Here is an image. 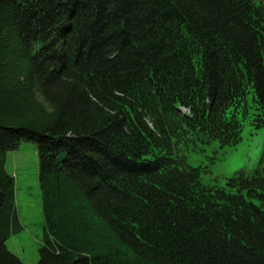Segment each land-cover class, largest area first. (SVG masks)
Returning a JSON list of instances; mask_svg holds the SVG:
<instances>
[{
  "label": "trees",
  "instance_id": "trees-1",
  "mask_svg": "<svg viewBox=\"0 0 264 264\" xmlns=\"http://www.w3.org/2000/svg\"><path fill=\"white\" fill-rule=\"evenodd\" d=\"M245 124L264 127V0H0V264H23L22 141L35 264H264V168L218 186L183 154Z\"/></svg>",
  "mask_w": 264,
  "mask_h": 264
},
{
  "label": "rangeland",
  "instance_id": "rangeland-1",
  "mask_svg": "<svg viewBox=\"0 0 264 264\" xmlns=\"http://www.w3.org/2000/svg\"><path fill=\"white\" fill-rule=\"evenodd\" d=\"M201 148L202 151L184 150L187 165L201 168L204 183L223 186L236 172L250 176L264 168V127L253 130L245 124L236 145L220 147L212 142ZM5 169L14 178L15 205L23 227L7 240L6 246L23 264H35L44 236L36 144L22 141L16 150L9 151Z\"/></svg>",
  "mask_w": 264,
  "mask_h": 264
}]
</instances>
